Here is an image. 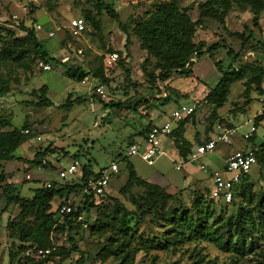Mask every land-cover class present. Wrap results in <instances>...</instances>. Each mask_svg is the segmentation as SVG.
Returning <instances> with one entry per match:
<instances>
[{
    "label": "rangeland",
    "instance_id": "rangeland-1",
    "mask_svg": "<svg viewBox=\"0 0 264 264\" xmlns=\"http://www.w3.org/2000/svg\"><path fill=\"white\" fill-rule=\"evenodd\" d=\"M103 1L112 2L113 9L117 11L120 22L128 25L129 42L127 45L124 42L125 34L118 29L115 21L108 17L103 10L96 9V0H0V27L8 24L16 35H23V31L19 28L20 23L32 27L39 24L41 29H35V33L38 39L43 42V49L50 57L60 61L63 65H78L83 67V70L89 71L86 77L76 82L63 76L61 72L64 69L59 65L53 66L49 59L35 61L28 64V67L7 65L1 68L0 75H2V80H7L8 89L4 95H0V119H7L8 124L0 125V129L8 130L12 127L26 125L32 133V137L17 147L13 154L21 157L26 156L30 159L32 149H27V145L37 146L33 148L34 152L37 149H44L46 152L47 166H40L38 163L32 165L29 159H26L23 169L15 168L13 163L8 164L7 177L8 179L13 176L17 178L15 182L19 185V191L23 195H29L31 193L30 188L42 184L46 179H50L47 181L51 182L55 181V184L62 183L58 181L55 168L50 165L54 162L55 155L59 157L58 165L61 167L67 164L73 154L78 157V161L81 163L90 160L93 170L108 167L110 161L116 160L119 154L127 155L126 140L139 127L133 116H136V119L140 122V117L135 115L134 112L140 110L139 115H144V110L153 104L154 106L158 105L157 108L167 117H170L171 112L178 105L188 106L191 103L190 97L180 99L171 92L170 102L157 103L158 100L163 98L160 94L162 91L165 92L164 85L159 81L149 84L147 77L141 71L142 61L147 55L139 47L136 37L130 32L131 21L151 11L153 3L159 0ZM201 1L203 0H182L180 5L187 7L191 19L194 20L198 12L197 5ZM47 6L51 7L50 11H47ZM84 10H89L95 15V19L98 20V28L85 23V31L78 35L69 34L65 30L68 21L75 17H82ZM46 15L51 20L50 29H47L46 25H42L47 23ZM250 18L251 15L246 5L238 8L233 7L225 16V30L242 32L243 34H246L247 30L256 32L258 29L252 26ZM204 21L205 23L195 33V39H205L201 37V29L206 28L211 32L207 34L210 40L209 44L222 39L229 47L236 49L238 39L228 35L215 21ZM258 25L264 29V12L258 19ZM244 26L247 28L246 31L243 30ZM48 30L53 31L54 35L46 37L45 31ZM62 31L67 33L63 38ZM57 46L61 51L60 54L57 53ZM111 52L117 54L115 64L112 68L104 70L102 59ZM213 60H220L221 62L224 60L225 64L222 63L226 65L228 58L225 55V50L219 47L213 52L212 57H209L208 53L203 54L197 59L193 67L194 76L199 77L203 83L210 87L213 86L220 75L214 67ZM153 63V58L148 57L145 64L146 69L152 70ZM43 64L48 65L49 68L43 69ZM100 66L103 69L104 76L108 79L105 84L100 83L98 78L92 75V72ZM125 69L128 70L127 76ZM172 78L171 85L176 88L188 90L192 86L191 78L189 80L176 76ZM196 80H193L195 85L198 82ZM41 85L46 86L44 97L51 101L52 105L50 106L37 104L39 102L38 97L41 95L38 89ZM237 86V83L230 85L228 99H232V104L227 102L218 109V113L223 117H227L228 121L236 128V135L229 144L218 143L212 151L199 155L193 161H189L187 166L182 165L177 170L174 168V159H171L167 152L159 155L152 165H147L138 154L127 155V159L132 163L138 176L157 184L162 182L160 176L162 180L167 182L166 189L174 195V198L166 204L171 209L177 208L179 205L188 207L193 198V193H202L207 197L208 188L201 182L202 180L198 179L208 177L210 186L211 171L222 166L226 153L230 149L239 146L237 140L240 139V134L247 131L252 124V117L260 109V100H264V93L258 96L252 95L255 99L251 100L245 110V104L239 96L240 87ZM95 87H100L103 96L95 90ZM91 94H94V96ZM167 97H170L169 94H167ZM67 98L70 100V106L67 108L60 107ZM177 100L180 103L175 104L174 102ZM79 101L80 103H78ZM107 101L120 102L122 106L119 108H105L103 103ZM146 103L149 104L146 105ZM132 105H136L137 108L133 110ZM239 107H243L245 112H240L241 108ZM193 108L195 115L199 113V116H197L201 126L199 130L200 132L204 130V134L201 136L197 132L195 133H197L199 140L204 142L207 138V130L211 129L216 120L211 123L210 106L202 108L201 105L195 103ZM193 133L194 129L190 132L191 140ZM253 135V144L257 145L259 142L264 141V126L257 125ZM37 136L40 137V140L35 139ZM129 140L133 141L130 137ZM193 141L192 145H194ZM249 143L251 142H248V145ZM199 165H202L204 170L200 169ZM27 167L28 169H26ZM26 174H29V179L25 177ZM125 176L124 163L117 164V172L109 183L107 193L100 199L91 198L93 206H90L86 213L82 212L80 214L78 218L80 223L76 225L75 229L53 232L51 234L52 247H69V237H71L83 254L82 264H117L118 260L110 257L101 260L97 254L108 234L97 236L89 231L96 214L103 210L108 211L111 208L112 197L118 200L119 205L124 206L125 209L133 213L129 225L135 231L134 237L140 235L149 239L157 236L163 228L154 219L150 220L152 218L151 212L148 216L142 217L135 210L136 205L132 204L133 200H137L136 195L140 194V190L132 188L131 193L133 194H121L119 192L125 181ZM185 176L187 177L184 179ZM188 179H196L197 181L191 185L193 188L189 186L182 188ZM248 184H250L255 196L258 195V188L264 189L263 168L257 164L252 166L248 172ZM172 190L176 191L172 192ZM87 195L88 193L85 192L69 195L65 198L64 203L69 202L72 208H76L82 204ZM239 200L240 196L236 195V201L239 202ZM60 201V198H54L51 208L54 210ZM99 203L102 206L97 213L98 209L94 205H99ZM2 207L3 199L1 198L0 264H7V251L11 247L9 245L17 242L6 239L4 224L8 217L16 214L17 208L12 205L5 209H2ZM214 207V215L233 213L236 209V205L228 206L227 204H218ZM58 220L61 222L62 216H59ZM132 241L136 243L134 240ZM196 251L204 258L200 264L206 262V264H223L231 260L228 252H223L212 243L203 240H191L175 246L173 250L171 247L167 249H149L146 252L138 250L135 253L133 264H198L196 263L197 257L193 255ZM77 257L78 253L71 251L64 258L49 257L46 264H74ZM249 259H251V256L247 255L243 259H235L234 263L253 264L254 262L249 261Z\"/></svg>",
    "mask_w": 264,
    "mask_h": 264
},
{
    "label": "trees",
    "instance_id": "trees-1",
    "mask_svg": "<svg viewBox=\"0 0 264 264\" xmlns=\"http://www.w3.org/2000/svg\"><path fill=\"white\" fill-rule=\"evenodd\" d=\"M181 1L159 0L153 3L151 11L131 21L130 32L136 37L139 47L147 55L142 61L141 71L147 77L149 84L159 81L164 85L165 92L162 91L160 94L163 98L157 103L165 104L171 100L170 92L173 93V90L168 86L173 75L188 76L191 73L193 63L199 57L205 53L212 57L213 52L219 47L223 48L228 63L224 65L220 60H214V67L220 75L213 86L208 89L200 104L210 106L211 123L216 120V122L234 126L227 117L218 116L216 110L225 103L230 104L232 102V99H228V95L230 85L233 83H237V87H240L239 96L245 104V110L251 100L255 99L252 95L263 94L261 82L264 78V41L256 39L255 32L247 30L245 26L243 30H247L246 34L225 30V16L231 8L246 5L251 15L252 26L259 30L258 17L260 12L264 10V0H203L197 5L198 12L194 20L191 19L187 7L180 5ZM95 7L99 11L103 10L108 17L115 21L118 29L125 34L124 42L127 45L129 42L128 25L120 22L117 11L113 9V3L96 0ZM50 10L51 7L47 6V11ZM80 18L84 22V28L81 32L86 29L85 23L98 28V20L89 10H84ZM205 18L215 21L228 35L238 39V49H232L222 39L211 44H206L203 39H195V33ZM68 24L69 21L65 30L72 34ZM19 28L23 31V35H16L8 24L0 27V70L7 65L28 67V64L35 61L49 59L53 66L59 65L64 69L63 76L73 81L79 82L89 73L77 65H63L60 61L50 57L43 49V42L36 36L35 26L20 23ZM62 32L63 38L67 33ZM105 57L102 59V66L104 70H108L114 66L115 61L111 64H105V62L103 63ZM148 57L154 60L152 70H147L145 67ZM103 69L101 66L98 67L92 72V75L98 78L100 83L105 84L108 79L104 76ZM127 72L128 70L125 69L126 76ZM45 88V85L39 87L38 90L41 95L38 97L39 102L37 104L50 106L52 105L51 101L44 97ZM7 89V80H2V75H0V95H4ZM167 94L170 97H167ZM173 94L175 95V93ZM91 95L94 96V94ZM68 106H70L69 98L60 105L63 108ZM103 106L105 108H119L122 103L107 101L103 103ZM261 107L260 113L252 117L254 127L260 121H264V101H261ZM132 108L135 110L137 107L132 105ZM245 110L242 107L240 112H245ZM194 116L193 108L190 114L177 121L168 135L182 160H186L194 145L202 143L197 134L194 136V145L183 137L185 124L193 122ZM6 124H8L7 119L1 118L0 125ZM147 128L148 125H145L136 134L141 136V140ZM23 129H27V132L24 133ZM209 132L210 129L207 130L205 141L211 137ZM31 137L32 133L26 125L12 127L8 130L0 129V162L12 159L20 160L13 154V151ZM252 139L253 135L248 141L252 143ZM132 140L130 141L128 137L126 145L129 146L132 142L138 141L134 138ZM250 146L255 156L254 164L264 170V141L257 145L252 143ZM43 156H46L44 149H37L29 162L32 165L40 164V159ZM73 159L78 160V157L73 154L71 160ZM114 162L116 164L124 163L126 170L125 181L119 192L129 194L132 188H138L140 194L136 195L137 200L132 201V204L136 205L135 210L138 215L144 217L151 212L152 218L150 220L154 219L163 229L157 236L149 239L140 235L134 237L135 231L129 225L133 213L119 205L117 199L111 198L113 203L108 211L99 212L102 205L100 203L94 205L98 209L97 213H99L96 214L89 231L97 236L108 234L102 248L97 252L101 260L110 257L118 260L117 264H133L135 253L138 250L146 252L149 249H167L169 247L173 250L175 246L191 240H203L212 243L223 252L229 253L231 260L223 264H235V259H243L247 255L251 256L249 261L254 262L253 264H264V189L258 188V195L255 196L250 184H248V173L241 177L235 185L232 198L227 204L228 206L236 205L235 211L229 214L214 215L215 205L226 204L210 198L209 189L207 190V197L202 193H193V198L188 207L179 205L177 208L171 209L166 204L174 198V195L166 189V186H159L138 176L132 163L127 159V155L119 154ZM92 171L90 160H86L81 163V177L79 179L71 178L58 184L52 181L51 187H44L40 183L30 188L31 193L29 195H23L19 191V185L6 180L5 173L2 169L0 170L2 209L10 205L17 208L16 214L8 217L4 224L7 239L17 242L12 244L7 251V264H46L49 257L64 258L71 251L78 253L74 264L83 263V254L71 237H69V247H52L51 234L62 232L64 229L67 231L75 229L76 225L80 223L78 219L80 214L86 213L87 209L93 206V201H91L93 195L89 192L80 206L71 207L66 214L60 215L57 212L58 205L64 203L65 198L80 192L85 179ZM236 195L240 196L239 202L236 201ZM54 198H60L61 201L53 210L51 203ZM59 216H62L61 222L58 220ZM132 240L136 243H133ZM39 249H48V253L43 258H39L35 255ZM193 255L197 257L196 263L203 262V255L199 252L196 251Z\"/></svg>",
    "mask_w": 264,
    "mask_h": 264
},
{
    "label": "built area",
    "instance_id": "built-area-1",
    "mask_svg": "<svg viewBox=\"0 0 264 264\" xmlns=\"http://www.w3.org/2000/svg\"><path fill=\"white\" fill-rule=\"evenodd\" d=\"M68 27L72 34H79L84 28L83 19L75 17L69 20ZM36 30H40V25H35ZM53 35L52 31L47 32V36ZM79 52V51H78ZM117 58L115 52L107 54L104 59L105 64H111ZM43 69H48L46 64L42 65ZM95 90L102 94L100 87H95ZM193 111L192 106L178 105L170 114L166 120L159 124H151L148 126L144 137L141 141L132 142L127 148V155L138 154L140 158L147 164L152 165L156 158L162 154V139L169 135L171 130L175 127L177 121L190 114ZM255 127L253 124L249 126L247 131L240 134L239 138L248 143V139L253 135ZM26 133L27 129H23ZM236 135V128L234 126H224L222 130L216 133L212 138L194 145L191 152L188 155V160H194L201 154L212 151L218 143L229 144ZM40 137L37 136L38 140ZM255 163V156L250 145L240 147L232 150L223 161V165L220 169L212 171L210 174L211 185L208 190L209 197L222 202L223 204H229L235 185L240 181L241 177L247 174L251 167ZM40 166H47V160L45 158L40 159ZM56 171L58 181L64 182L71 178L79 179L81 177V163L77 159L71 160L65 166H53ZM176 165L175 168H178ZM200 169L204 170L203 166ZM117 172V164L114 161H110L108 167H100L92 171L84 181V186L81 189V193H92L93 197L98 199L107 192V188L112 177ZM25 177L29 179V175ZM44 187H51V181H43ZM71 204L69 202L59 204L57 207L58 214H66L70 211ZM48 253V249H39L36 252V256L43 258Z\"/></svg>",
    "mask_w": 264,
    "mask_h": 264
},
{
    "label": "crops",
    "instance_id": "crops-1",
    "mask_svg": "<svg viewBox=\"0 0 264 264\" xmlns=\"http://www.w3.org/2000/svg\"><path fill=\"white\" fill-rule=\"evenodd\" d=\"M264 12V10H262L261 12H260V14H259V17H260V15L262 14ZM40 13H42V14H44L43 12H40ZM40 13H38V14H40ZM37 13L35 12V15H36ZM47 16V15H46ZM259 17H258V19H259ZM204 20H211V19H207V18H205ZM212 21V20H211ZM39 23V22H38ZM203 23H205V21H203ZM41 24V23H40ZM51 24V20H50V18L47 16V23L46 24H42V25H46V27H48L47 29H50V27H49V25ZM39 25V24H38ZM41 27V26H40ZM260 29L259 30H257L256 32H255V38L256 39H259V40H261V41H264V29L262 28V26H260L259 27ZM49 31H51V30H48V31H45V35H46V37H48L47 36V32H49ZM53 32V31H52ZM211 32H209L206 28L204 29H201V37L202 38H205V39H203V40H205V43L206 44H209L208 42L210 41L209 39H208V37H207V34H210ZM53 35H54V32H53ZM52 35V36H53ZM44 38H45V36H43ZM51 37V36H50ZM199 39H201V38H199ZM233 39V38H232ZM211 40H214V39H211ZM216 40V39H215ZM59 45V44H58ZM238 47H239V41H237V43H236V49H234V50H237L238 49ZM57 48H58V46H57ZM233 48V47H232ZM58 52L57 53H59L60 54V50H59V48H58V50H57ZM77 51H79V50H77ZM58 54V55H59ZM213 56V55H212ZM214 61V60H213ZM196 62V61H195ZM194 62V63H195ZM224 64H225V62H224V60L222 61ZM194 63H193V65H192V67H191V73L188 75V76H186V77H184L185 79H190L191 78V82H192V86H191V88L190 89H188V90H182L181 88H176V87H174V85H171V80L173 79V78H171V80L168 82V86L173 90V93H175V95H177V97H180V99L181 98H188V97H190V99H191V103L190 104H188V106H194V104L195 103H198L199 105H201L202 106V108H206V106L207 107H209L208 105H206V104H200L201 103V101H202V98L204 97V95L207 93V91H208V89L210 88V86H207L205 83H203V81L199 78V77H196V76H194V72H193V67H194ZM228 63V62H227ZM78 66V65H77ZM78 67H80V68H82L83 69V67H81V66H78ZM62 73V72H61ZM88 75V74H87ZM86 75V76H87ZM85 76V77H86ZM175 75H173L172 77H174ZM176 77H178V76H176ZM178 78H180V77H178ZM182 78V77H181ZM198 78V79H197ZM196 80V81H198V82H196V85H195V83L193 82V80ZM261 87H262V89H263V93H264V78H263V80H262V82H261ZM179 99V100H180ZM179 100H177V101H175L174 103L175 104H178V103H180L179 102ZM260 101H264V100H260ZM170 102V101H169ZM149 104V103H148ZM221 108V107H220ZM220 108H218V109H220ZM218 109L216 110V112H217V115L218 116H221L219 113H218ZM261 109H262V107H260V109L258 110V111H256L255 112V114H258V113H260V111H261ZM145 111V112H144ZM143 112H144V115H139V113L141 112L140 110H138L137 112H134V114L135 115H138V117H140V122H138V120L136 119V116L134 117L133 116V118H135V121H137V123H138V125H139V127H138V129L140 130V128H142V127H144L145 125H148V126H150L151 124H159V123H161L162 121H164V120H166L168 117L162 112V111H160L158 108H157V106H154L153 104H151L148 108H146L145 110H144ZM254 114V115H255ZM130 116V115H129ZM132 116V115H131ZM197 116H199V113H197L195 116H194V121L193 122H188L187 124H185V126H184V132H183V137L186 139V140H188V141H190L191 143H192V140H194L193 138H194V136H195V134H199V136H201V135H203L204 134V130L202 131V132H200V121H198V119H197ZM259 124L260 125H263L264 126V121H260L259 122ZM258 124V125H259ZM224 126H231V125H225L224 123H219V122H216L215 124H213L212 125V127H211V129H210V132H209V134L211 135V137L210 138H212L216 133H218V132H220L221 130H222V128L224 127ZM256 128V127H255ZM138 129L137 130H133L134 132L133 133H131L130 135H129V137L131 136V135H133L132 136V138H134L135 140L137 139H139L138 141H140L141 139H140V135H136L137 134V131H138ZM194 129V133H193V137H192V140L190 139V132L192 131ZM202 130V129H201ZM195 132H197V133H195ZM254 136V135H253ZM199 138V137H198ZM36 139V138H35ZM37 140V139H36ZM38 140H40V138L38 139ZM238 142H239V146L237 147V148H240V147H244V146H246L248 143H246V142H244V141H242L241 139H239V140H237ZM194 142V141H193ZM262 142V141H261ZM261 142H259V143H261ZM258 143V144H259ZM220 144H224L225 145V143H220ZM252 143H249V145H251ZM161 146H162V150H163V152H162V154H164V153H166L167 152V154H168V156L171 158V159H174L173 161L175 162V165H174V168H175V166L176 165H179V167L178 168H175L176 170L177 169H180L181 167H182V165H186L187 166V164H188V162H189V160H188V156H187V158H186V160H182L181 159V157L177 154V150H176V148L174 147V145L172 144V141L170 140V138L168 137V136H166V137H164L163 139H162V142H161ZM217 146V145H216ZM215 146V147H216ZM27 147V149H32V156H33V154H34V147H37V146H32V145H27L26 146ZM225 148V147H224ZM237 148H232V149H230L227 153H226V155L224 156V158L232 151V150H234V149H237ZM161 155V154H160ZM32 156L30 157V159L32 158ZM17 157H19L20 158V160H16V159H12V160H7V161H1L0 162V170L2 169V171L5 173V175H6V180H8V181H10V182H13V183H15L16 184V180H17V178H15L14 176L12 177V178H10V179H8V177H7V172H8V168H9V165L8 164H14L13 166L15 167V168H19V169H23V166L25 165V161H26V159H29V158H27L26 156H23V157H21V156H17ZM64 157H66V156H64ZM43 158H45L46 160H47V158H46V156H43ZM59 157H56V155H55V160H54V162L53 163H50V165L51 166H54V165H56V166H59L58 165V161H59V159H58ZM158 158V157H157ZM156 158V159H157ZM224 158H223V161H224ZM29 159V160H30ZM70 160L71 159H69L68 160V162L67 163H69L70 162ZM191 161H193V160H191ZM155 162V161H154ZM223 165V164H222ZM200 166H202V165H199L198 167L200 168ZM37 167H39V166H37ZM222 167V166H221ZM220 167V168H221ZM220 168H218V169H220ZM26 169H28V167L26 168ZM218 169H214L213 171H215V170H218ZM210 170V169H209ZM212 172V171H211ZM188 173V172H187ZM29 175V174H28ZM187 176H185L184 177V179L186 178ZM15 178V179H14ZM159 178H160V180L162 181V182H160V184H158L159 186H166L167 187V182L165 181V180H162L161 178L162 177H160L159 176ZM46 179V178H45ZM46 180H50V179H46ZM145 180H147V179H145ZM198 180H202L201 182L202 183H204V185L209 189L210 188V186H209V181H208V177H204V178H202V179H198ZM45 181V180H44ZM147 181H149V182H151L150 180H147ZM197 180L195 179V180H193V179H191V180H187V182H185V184H184V186L182 187V188H186L187 186H191L192 184H194L195 182H196ZM211 181V180H210ZM153 183V182H152ZM155 184H157V183H155ZM211 185V184H210ZM176 190H172V192H175ZM171 192V191H170ZM7 239V238H6ZM12 244H14V243H12ZM9 246H11V245H9Z\"/></svg>",
    "mask_w": 264,
    "mask_h": 264
}]
</instances>
